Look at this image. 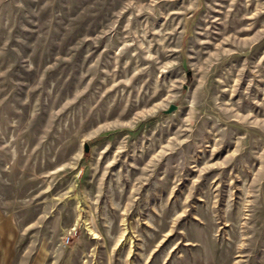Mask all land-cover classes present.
Returning a JSON list of instances; mask_svg holds the SVG:
<instances>
[{"label":"rangeland","instance_id":"374dc122","mask_svg":"<svg viewBox=\"0 0 264 264\" xmlns=\"http://www.w3.org/2000/svg\"><path fill=\"white\" fill-rule=\"evenodd\" d=\"M0 264H264V0H0Z\"/></svg>","mask_w":264,"mask_h":264},{"label":"water","instance_id":"95a60500","mask_svg":"<svg viewBox=\"0 0 264 264\" xmlns=\"http://www.w3.org/2000/svg\"><path fill=\"white\" fill-rule=\"evenodd\" d=\"M176 108H177V106H176L175 104H171V105H169V107H168L166 110L163 111V113H165V114H169V113L175 111ZM86 148H87V147L85 146V149H86Z\"/></svg>","mask_w":264,"mask_h":264}]
</instances>
